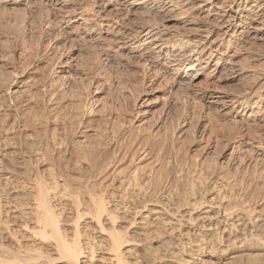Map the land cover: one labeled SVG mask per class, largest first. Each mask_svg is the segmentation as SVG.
<instances>
[{"label":"bare ground","instance_id":"6f19581e","mask_svg":"<svg viewBox=\"0 0 264 264\" xmlns=\"http://www.w3.org/2000/svg\"><path fill=\"white\" fill-rule=\"evenodd\" d=\"M3 2L23 7L35 5L43 7L48 13V26L56 23L68 33L70 39H87L104 46L105 52L108 51V54L111 52L119 58L121 56L137 58L148 77H157L159 73H163L185 78L191 88L197 89L199 97L207 99L209 107L226 115L236 112L237 108L242 110L248 108L252 92L256 93V89L264 87L262 63L261 73H252L253 82L246 90L244 89L243 94L220 90L221 88L215 84L220 80V74L224 72H229L232 77L239 79L245 69L240 58L245 47L248 44L253 45L252 43L264 44V0H0V3ZM111 12L118 14L113 16ZM142 15L147 17L157 15L161 21H156L159 18L154 17L155 20L149 19L150 21L147 20L136 29H130L126 23L129 16ZM151 16L150 18L153 17ZM169 21L177 22L180 27L173 26V23L171 26L168 25ZM222 42H226L223 48ZM200 61H203V64L194 70ZM60 71L68 73V70ZM20 76L16 74L8 83L7 81L3 83L4 80L0 82L2 98L15 99L22 92L21 83L17 84L20 82L18 81ZM61 76L57 74L56 77ZM27 77L25 76V79L30 80ZM35 79L36 77L32 81L35 82ZM43 79L44 77L40 78L42 81H36L40 82V86L42 84V88L39 87L37 90L41 89L46 95L51 83H41L44 82ZM35 83L31 86L36 85ZM41 90H38L40 93L38 96L41 95L39 97L44 96ZM259 95L258 102L264 104V89ZM58 98L63 99V95L60 94ZM49 100L47 98V103ZM253 109L254 106H251L245 118L257 117L259 113L256 115ZM31 114L35 115L33 112ZM33 115L32 118L27 115L26 119L24 116V120L20 119L19 122L17 116H13L15 118L9 122L10 124L7 122L8 125L2 124L5 127H1L4 129L0 136V146H3L0 149V171L5 172L0 173L2 178L0 187L19 184L17 185L20 186L19 189L27 190L30 198L23 207L20 201L14 200L17 193L5 196L4 200L0 197V264H190L193 254L201 250H208L209 257L215 258L217 264H264L263 204L250 206L244 204L245 202H242L244 205L241 202L232 203L220 197L217 192L215 196L213 195L214 198L202 201V196L199 199L198 194L204 180L199 176L195 178L198 181L190 179L191 182L181 193L180 191L175 193L173 176L164 175L163 170L161 176H156L154 173L157 170H154L153 165L140 162L147 155L144 149L140 150L134 160L131 156L133 164L127 173L124 175L117 173L119 175L116 176L115 183L104 185L102 183L101 189L88 188L85 182L73 186L68 176L61 177L60 167L57 175L59 174L61 178L54 174L55 176H50V180L39 172L38 166L34 172L26 173L23 166L25 157H18L20 162L14 159L25 150L20 153L18 149L19 152L14 154L16 146H10L8 143L12 136L7 130L9 127L14 128L15 123L21 130L38 123L34 122L38 114L35 117ZM262 117L264 115L259 118ZM3 122L5 124V121ZM52 135L54 137V134ZM36 136L33 140L27 139L23 142H26L28 148L25 147L30 152L26 156L27 160L32 158L38 161L41 157L35 155L36 150L33 151V147L38 146L37 143H41L44 138L38 134L37 137L40 136L38 139L41 138L38 140ZM59 141L61 142L60 139ZM249 143L252 142H247ZM42 144L44 145L43 141ZM6 147H9V150L6 151L4 149ZM41 147L46 149L45 145ZM257 154L260 157H255V163H259L258 160L264 161V144L260 143L257 146ZM48 166L53 167L51 164L47 166L43 164V172L46 170L49 173L51 168ZM180 174L177 172L174 176ZM174 193L176 195H173ZM61 200L68 208L64 215L63 209H55ZM152 232L164 234L166 238L163 235L165 239L161 240ZM18 237L36 243L39 250H32L33 252L24 250V245L17 239ZM138 246L142 251H138ZM158 246H161L159 247L161 250L158 248L156 251ZM255 250L260 253H254Z\"/></svg>","mask_w":264,"mask_h":264},{"label":"rangeland","instance_id":"374dc122","mask_svg":"<svg viewBox=\"0 0 264 264\" xmlns=\"http://www.w3.org/2000/svg\"><path fill=\"white\" fill-rule=\"evenodd\" d=\"M112 14L115 16L118 12H111ZM150 16H148L149 18L145 15L142 17L129 16L126 23L130 29H136L149 19L152 21V19L159 18L156 21H161L157 15H152V18ZM48 18V13L41 6L23 7L11 5V3H0V82L2 83L4 80L3 83H6L5 81L8 83L16 74L22 75L17 84L21 83L22 92L20 93L23 94L19 93L17 98L11 97V100L8 97L0 96V136L4 129L1 127H5L3 125H6L7 122L10 124L9 122L15 118L13 116H17L18 122L20 119L24 120V116L26 119L27 115L32 118V112L35 114L33 117L37 114L36 118L41 117V121L40 119L37 121V118L34 122L38 123L29 125V128L25 130L16 127V121H14V128L9 127L7 130L12 137L14 136L11 137L13 142H8L10 146H16L14 154L16 155L18 149L20 153L25 150L14 159H17L16 162H20L18 157H25L23 166L26 173L34 172L38 166L39 172L50 180V176L57 175L62 169L61 177L66 176L65 178H67L68 176L73 186L79 182H85L88 188L101 189L102 183L103 185L110 182L115 183L117 175L127 173L133 164L131 156L134 160L140 150L144 149L147 155L140 162L143 164L148 162V165H153L154 170H157L154 171L156 176L162 174L163 171L164 175L173 176L175 178L173 189H176L173 192L175 193L177 191V193L179 191L181 193L191 182L190 179L194 180L199 176L204 180L201 189H199L202 193L198 194L199 199L202 196V201H208L210 200L208 198L218 194L232 203L239 204L241 202L243 204L245 202L244 204H250V206L263 204L264 207V161L258 160L259 163H255L256 158L260 157L257 156V146L260 143L264 144V117L259 118L264 115V104L258 102L259 93H262L264 87L256 89V93L252 92V98L247 104L248 108L244 110L237 108L236 112L226 115L209 107L207 99L199 97L197 89L191 88L185 78L181 79L163 73H159L157 77H148L145 68L142 69L137 58L128 56L119 58L118 55H113L111 52L108 54V51L105 52L104 46L94 44L86 38V40L83 38L70 39L68 33L58 24L53 23L48 26ZM171 23L173 26L180 27L175 21L167 22L170 26ZM252 44H248L243 50V54L240 55L241 63L245 68L243 77L234 78L231 73L224 72L220 74V80L215 82L216 87L221 88L220 90H228L227 92L230 93H245L244 89L246 90L253 82L252 73H261L260 67L262 64L264 66V62H262L264 60V44ZM225 46L226 42H222V48ZM200 64H203V61L198 62L194 70L199 68ZM263 69L264 67H262ZM59 70H68L69 74L63 71L59 72ZM40 74L43 76L41 77ZM57 74L62 76L58 78ZM25 76H30L27 77L30 80L25 79ZM35 77L38 78V81H42L40 78L44 77V82L41 83H51L49 84L50 90L46 95L41 89H38L41 90L43 97L38 96L40 93L37 88L42 84L40 86V82H36V79V83L32 81ZM202 82L203 80L200 82L201 85ZM34 83L36 85L31 86ZM28 91L31 92L28 93ZM32 92L37 95L34 96ZM60 94L63 95V99L58 98ZM47 98L48 100L50 98L48 103ZM59 101L60 104H58ZM251 106H254L253 112L256 111V115L259 114L257 117L247 119L245 117ZM33 133L34 136L41 134L46 147V149L41 147L44 146L41 145L42 141L37 143L41 147L36 146L39 150L35 146L33 147V151L36 150L35 155L41 156L38 161L32 158L27 160L26 156L30 152L27 151L26 142L23 143L27 139L33 140ZM51 133L54 134V137ZM29 134L33 138L28 137ZM37 136L38 139L40 136ZM249 141L252 143L247 144ZM2 147L1 145L0 149ZM87 148H89L88 152L93 151L91 154L89 152V155ZM4 149L7 151L9 147ZM42 155L45 156L42 157ZM17 164L21 166L20 163ZM43 164L53 166H48L51 168L49 173L46 170L43 172ZM53 169L57 171L55 172ZM192 169L195 170V173ZM177 172L181 174L175 177ZM48 174H50L49 177H47ZM58 175L57 178H61ZM211 180L218 182H211ZM0 181L2 182V178ZM58 181L62 182L59 179ZM195 181L198 180L195 179ZM17 185L0 187V197L4 200L5 196H13L17 193L14 195V200L20 201L25 207L30 195L27 190L19 189L20 186ZM209 185L212 187L210 188ZM11 189L13 190L11 191ZM108 189L109 187H107ZM175 193L173 195H176ZM56 206L55 209H63L62 215L68 210L63 200L61 203L59 201ZM23 219L25 220V218ZM152 233L161 240L166 238L164 234ZM17 239L23 243L24 250H31L30 252L39 250L36 243L33 242V244L30 240L25 241L26 238L19 239L18 237ZM159 247L161 248L158 246L156 251ZM138 248V251L142 249L139 246ZM160 248L159 250H161ZM208 252V250H201L193 254L194 258L190 259V264H217L216 259L209 257ZM253 252L260 253L256 250ZM185 255L187 254L185 253Z\"/></svg>","mask_w":264,"mask_h":264}]
</instances>
